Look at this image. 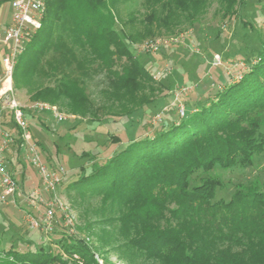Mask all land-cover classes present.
<instances>
[{
  "label": "trees",
  "instance_id": "trees-1",
  "mask_svg": "<svg viewBox=\"0 0 264 264\" xmlns=\"http://www.w3.org/2000/svg\"><path fill=\"white\" fill-rule=\"evenodd\" d=\"M120 1L46 0L40 27L16 60L14 85L44 78L51 85L34 91L30 101H64L69 111L85 115L88 99L73 75L80 68L95 63L94 70L107 80V93L117 100L136 91L139 82L151 81L126 43L130 37L116 26ZM212 1L226 17L246 2L142 0V37L195 22ZM241 22L256 41L245 47L247 70L238 80L196 101L182 119L128 140L103 159L99 152H82L91 165L80 166L65 190L78 199L99 198L96 224L103 229L95 234L98 245L68 233L49 244L21 238L0 249V264H98L99 252L107 260L105 248L127 264H264V190L247 186L225 201L215 199L217 181L190 182L197 171L247 167L264 151V32ZM122 58L128 65L117 66ZM24 115L44 127L31 111ZM6 117L17 136L12 112L7 110ZM109 142L118 144L119 138Z\"/></svg>",
  "mask_w": 264,
  "mask_h": 264
},
{
  "label": "rangeland",
  "instance_id": "rangeland-1",
  "mask_svg": "<svg viewBox=\"0 0 264 264\" xmlns=\"http://www.w3.org/2000/svg\"><path fill=\"white\" fill-rule=\"evenodd\" d=\"M9 5V2H4L0 6V23L5 19ZM204 9L193 23L184 22L170 33L159 31L154 36L143 38L144 28L139 21L146 9L142 0L117 3L116 26L122 27L123 33L130 37L126 43L152 78L151 81L139 82L136 91L117 100L107 93V80L104 73L94 70L95 63L80 68L79 73L73 72V75L80 81L88 99L86 107L89 112L85 115L69 111L64 101L59 105L29 100L34 91L51 85V81L32 79L22 86L14 85L11 77L12 96L24 111L33 103H45L65 117V121L57 123L49 112H32L43 121L44 127L28 122L32 142L38 148L42 163L51 171L61 169L63 174L55 192H45L40 190L41 179L28 156L7 153V160H13L11 166L7 164V169L17 183L18 197L14 205L0 203V249L21 238L36 244H49L61 233L98 245L95 234H100L103 229L96 224L99 198L78 199L65 190L78 177L80 166L91 165L87 157L81 156L82 152H99L98 159H103L121 149L128 140L149 136L161 126L182 119L180 108L185 116L196 101H202L223 86L234 83L247 70V63L243 60L245 47L254 44L256 35L252 29L243 26L241 19L260 33L264 32V0H246L245 6L232 17L223 16L216 1ZM131 18L137 22H128ZM120 64L128 65L124 58L117 62V66ZM3 78L0 66V84ZM262 118L264 124V113ZM112 136L119 138L118 144L109 142ZM204 179L220 184L215 199L225 201L235 190L247 186L264 190V151L255 154L247 167L223 169L216 166L208 173L195 172L190 182L194 186ZM32 189H38L43 199L35 209L19 202ZM54 195L60 206L52 205ZM50 205L51 231L46 232L41 217ZM30 218L38 223L36 229L29 227ZM87 224L91 225L88 231L85 230ZM105 250L108 251L107 260L99 252L96 256L98 264H127L109 248Z\"/></svg>",
  "mask_w": 264,
  "mask_h": 264
},
{
  "label": "built area",
  "instance_id": "built-area-1",
  "mask_svg": "<svg viewBox=\"0 0 264 264\" xmlns=\"http://www.w3.org/2000/svg\"><path fill=\"white\" fill-rule=\"evenodd\" d=\"M9 4L11 21L5 29L3 38L0 39V44L4 49V55L1 59L4 78L1 83L0 98L4 102L1 108L12 112L13 121L19 130V134L16 136L9 131L3 130L0 124V202L14 205L18 186L5 165L2 152L13 143L16 137L22 141L23 149L26 152L24 154L26 157L28 156L31 166L35 168L41 179L40 190L54 193L56 187L60 184L63 171L61 169L51 171L40 160L38 148L31 139V132L24 115V109L12 97L11 87V77L16 60L24 52L33 35L39 29L40 21L45 13L46 0H10ZM177 97L175 95V98ZM28 110L37 114L49 112L57 123L66 120L55 107L45 103H33L28 106ZM180 115L184 117L182 108H180ZM23 198L33 209L43 203L42 194L38 189H32ZM52 205L60 206V201L55 195ZM52 205L46 208L44 215L41 217V222L46 232L51 231ZM29 227L36 229L38 223L33 218H30Z\"/></svg>",
  "mask_w": 264,
  "mask_h": 264
},
{
  "label": "crops",
  "instance_id": "crops-1",
  "mask_svg": "<svg viewBox=\"0 0 264 264\" xmlns=\"http://www.w3.org/2000/svg\"><path fill=\"white\" fill-rule=\"evenodd\" d=\"M10 0L8 1H5V0H0V6L2 5V3L4 2H9ZM1 11V10H0ZM0 20H1V13H0ZM11 21V9H10V5H9V10L5 16V19L0 23V39L3 38L4 36V33H5V29L6 27L9 25ZM4 55V49H3V46L0 44V66L2 68V74H3V67H2V63H1V59ZM0 89H1V84H0ZM12 95H13V90H12ZM13 97V96H12ZM4 104L3 102V99L0 98V124H1V127L3 130L5 131H11L10 129V126L8 125V118L6 117V114H7V110H3L1 108V106ZM29 124V123H28ZM13 133V131H11ZM14 135H16L15 133H13ZM17 140H20L19 138H15L13 143L10 144L8 146L7 149H5L3 152H2V155L4 157V160H5V165L7 167V164L9 163V165L11 166L13 164V160L12 159H9L7 160V153H26L23 149V146H22V141L20 140V142H17ZM22 173H21V177H22ZM18 197V194L16 195ZM24 196H22V199H20L19 202H21L22 204L24 205H28L27 202L24 201Z\"/></svg>",
  "mask_w": 264,
  "mask_h": 264
},
{
  "label": "bare ground",
  "instance_id": "bare-ground-1",
  "mask_svg": "<svg viewBox=\"0 0 264 264\" xmlns=\"http://www.w3.org/2000/svg\"><path fill=\"white\" fill-rule=\"evenodd\" d=\"M6 85H7V83H6Z\"/></svg>",
  "mask_w": 264,
  "mask_h": 264
}]
</instances>
